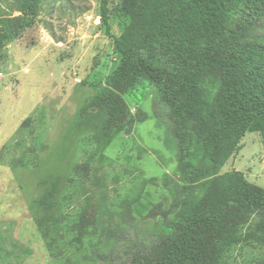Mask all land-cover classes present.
<instances>
[{"label": "rangeland", "instance_id": "obj_1", "mask_svg": "<svg viewBox=\"0 0 264 264\" xmlns=\"http://www.w3.org/2000/svg\"><path fill=\"white\" fill-rule=\"evenodd\" d=\"M119 1L109 3L117 37L125 27L114 12ZM247 18L254 26L239 23L240 36L264 33V17L251 9ZM102 24L100 0H0V264H100L112 231L169 208L177 145L157 86L142 81L126 95L132 117L146 119L102 153L74 125L118 58ZM239 144L219 174L237 170L264 187V132L247 131ZM263 260L264 245L242 239L221 264Z\"/></svg>", "mask_w": 264, "mask_h": 264}, {"label": "trees", "instance_id": "obj_2", "mask_svg": "<svg viewBox=\"0 0 264 264\" xmlns=\"http://www.w3.org/2000/svg\"><path fill=\"white\" fill-rule=\"evenodd\" d=\"M109 3L100 0L101 21L118 58L74 125L89 131L102 153L146 119L132 117L126 95L142 81L154 84L174 124L179 179L166 189L169 208L133 216L112 231L98 261L221 264L242 239L264 245V187L237 170L219 174L247 131L264 132V33L246 40L237 31L239 23L254 26L251 9L264 17V0H120L114 12L125 23L121 37L110 31Z\"/></svg>", "mask_w": 264, "mask_h": 264}]
</instances>
